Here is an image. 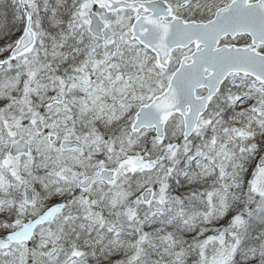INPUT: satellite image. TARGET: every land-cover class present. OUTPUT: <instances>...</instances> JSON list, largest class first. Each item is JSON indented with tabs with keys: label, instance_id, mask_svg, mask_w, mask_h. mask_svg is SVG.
Returning a JSON list of instances; mask_svg holds the SVG:
<instances>
[{
	"label": "snow or ice",
	"instance_id": "obj_1",
	"mask_svg": "<svg viewBox=\"0 0 264 264\" xmlns=\"http://www.w3.org/2000/svg\"><path fill=\"white\" fill-rule=\"evenodd\" d=\"M0 264H264V0H0Z\"/></svg>",
	"mask_w": 264,
	"mask_h": 264
}]
</instances>
